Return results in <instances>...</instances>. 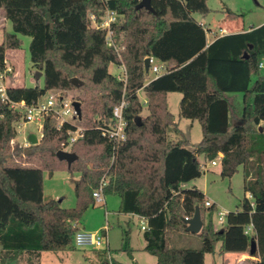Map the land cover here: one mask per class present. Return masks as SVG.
<instances>
[{
  "label": "trees",
  "instance_id": "1",
  "mask_svg": "<svg viewBox=\"0 0 264 264\" xmlns=\"http://www.w3.org/2000/svg\"><path fill=\"white\" fill-rule=\"evenodd\" d=\"M139 2L0 0V10L13 27L0 45V74L7 70L8 52L22 48L23 36L30 38L31 63L44 78L43 88L8 85V101L0 93L1 264L71 249L86 213L97 204L93 194L104 178L103 197L120 198L118 213L147 221L145 251L158 264H205L218 246L221 256L250 254L253 239L258 250L252 257L264 264V129L259 127L264 122V76L258 69L264 57V25L208 45L207 31L196 19L209 14L208 0H151L156 14L136 10ZM108 12L119 16L111 27L114 43L124 47L119 55L107 45V30L96 29L91 19L95 16L101 23ZM227 14L233 21L243 17L231 10ZM147 58L167 69L148 83ZM122 63L126 85L110 73L112 65ZM74 78L84 83L80 89L71 85ZM66 90L83 93L81 122L87 130L70 149L78 160L69 168L57 158L74 127L66 123L58 129L53 117L45 120L39 144L16 148L13 157L10 143L22 115L10 102L31 106L49 92ZM140 91L148 100L144 117ZM173 93L182 95L180 116L201 125L198 145L184 136L170 111L168 97ZM123 95L128 104L127 141L114 148L99 128L111 123ZM136 117H142L141 127ZM172 134L177 139H171ZM220 154L223 179L242 168L245 197L218 229L213 221L217 206L207 207L201 191L183 185L202 177L201 156L213 162ZM12 158L36 159L39 165H18ZM64 170L80 174L74 182L76 205L70 209L44 196V172L52 176ZM197 207L204 222L201 248H171L172 237L186 233L184 219L192 218ZM251 226L253 234L247 235ZM119 251L132 257L125 230ZM96 253L102 264H109L107 251Z\"/></svg>",
  "mask_w": 264,
  "mask_h": 264
},
{
  "label": "rangeland",
  "instance_id": "2",
  "mask_svg": "<svg viewBox=\"0 0 264 264\" xmlns=\"http://www.w3.org/2000/svg\"><path fill=\"white\" fill-rule=\"evenodd\" d=\"M208 7L210 9L209 14L204 18L208 27L212 33L220 34L221 30H225L229 23H234L241 29L248 30L250 27L258 26L264 23V0H208ZM227 10H231L237 14H242V18L233 21L229 18ZM236 22V23H235ZM13 33L12 23L5 20V16L2 10H0V45L4 41V33ZM22 40V48L17 51L8 52L7 60L8 65L12 68L13 73L9 76L8 85L19 88H33L36 86L44 87V78H38V71L35 69L30 60L29 46L31 40L29 37L20 36ZM214 39V36H212ZM119 52L124 50L123 46L118 47ZM154 66L162 68L161 62L154 60ZM110 73L116 76L120 73V70L114 65L110 67ZM161 70L160 74H163ZM158 74L150 71L146 75L147 83L154 80ZM56 92V91H54ZM74 94L78 102H83V93L80 90H66L58 91ZM138 96L142 101L144 112L142 116L147 115L148 100L143 92H139ZM45 99V98H44ZM182 95L178 93L170 94L168 97L169 108L174 115L176 123H179L180 130L184 133V136L190 141L192 145H198L202 138V128L199 122H193L191 120L183 119L180 116ZM145 102V103H144ZM82 104V103H81ZM83 110V109H82ZM142 118V117H141ZM41 123H26L19 127L18 123L15 124L17 137L10 143V153L15 157L16 148L27 149L30 147L25 146V141L28 140L30 135H35L39 141L42 137ZM83 126L81 122L79 124ZM260 129H264V124L259 125ZM257 128V126H256ZM171 139H177L173 134ZM192 148V147H191ZM69 151V150H67ZM14 162L22 166H35L39 165L36 159H31L27 162L25 158L18 159L12 158ZM202 166H206L203 170L202 177L188 184H184V189H197L201 191L206 200L217 206V211L213 217L215 228H220L222 224L219 223V212H234L240 208L241 201L245 197L244 176L242 168L231 179H223L220 175V166H212L211 162L206 161L203 156L199 159ZM80 178V174L74 172L70 174L68 171H57L52 176L47 171L44 172V196L47 202L57 201L61 202V207L70 209L76 205V195L74 191V182ZM107 205L103 206L102 203H97L95 207L90 208L86 213L82 222L83 227H95V229L89 231L91 233H100L102 230L109 226L108 240L109 250L111 249L117 261L126 264L129 261L127 254L119 251L122 229L118 226H127L122 217H119L118 209L120 206V198L118 196L105 197ZM252 201V199H250ZM118 214V215H117ZM118 218L122 221L118 224ZM131 227L133 241L138 242L140 240L143 243V239L139 238L141 234V221L137 218L126 219ZM102 226H105L101 229ZM97 229H100L96 231ZM80 230V229H79ZM124 230H128L124 228ZM123 230V231H124ZM251 235L253 233H250ZM202 246V239L200 235H194L191 233H179L172 237L170 247L174 249H200ZM118 250V251H117ZM99 250H78L72 244V248L64 252L59 253H42L40 257H30L24 255L16 260L13 264H98V260L92 261L93 257H97L102 261L99 255L96 253ZM102 251V250H101ZM145 255H139L141 264H157L155 257H151L146 253ZM145 256V258H143ZM240 254L232 253L230 258L239 259ZM214 256L209 255L208 263L213 264ZM257 260V259H256ZM107 261L110 263V255L107 254ZM258 261V260H257ZM257 261L253 259L248 260L246 264H256ZM229 263V261H226ZM1 264V260H0ZM102 264V263H101Z\"/></svg>",
  "mask_w": 264,
  "mask_h": 264
},
{
  "label": "built area",
  "instance_id": "3",
  "mask_svg": "<svg viewBox=\"0 0 264 264\" xmlns=\"http://www.w3.org/2000/svg\"><path fill=\"white\" fill-rule=\"evenodd\" d=\"M94 27L98 30H107V38L106 42L110 48H114V50L119 55V49L114 43L113 32L111 27L114 23H116L119 19V16L116 12H108L106 16L102 19V22L99 23L95 16L91 17ZM154 60L151 58L150 61V71L155 74L160 75L161 70L166 72V67L162 64V68L154 66ZM120 73L116 75L118 81L123 82L125 85L127 83V70L124 64L116 66ZM258 69L261 74L264 76V57L260 60ZM149 71V73H150ZM13 73L12 68L8 65L5 73L0 74V93L3 101H8L7 96V87H8V79L9 76ZM157 75V76H158ZM45 98V99H44ZM78 102L75 98L74 94L66 93V92H49L47 95L42 97L36 104L27 105L25 102L14 103L10 102V108L13 111H17L22 115V119L18 122V126L21 127L26 123H41V134L43 133L44 122L47 118L53 117L56 120V127L61 129L64 124H70L74 128L68 131L69 140L66 144H63L62 151L71 152V147L83 139L85 136L86 128L80 126L79 124L82 121L78 117L77 111L74 107V103ZM145 103V102H144ZM127 101L125 100V96L123 95L122 100L119 105H117L113 110V115L111 119V123L100 127V131L102 136L109 140L115 146L122 144L127 141V120L125 118V110L127 108ZM30 145L29 140L25 141V146L28 147ZM69 150V151H67ZM223 156L220 154L219 157L211 162L212 166H218L221 163V158ZM115 155L112 158L114 161ZM203 170L206 169V166H202ZM107 185V179L104 178L99 186V188L94 192L93 197L96 203H105V198L103 197V189ZM248 199H252L250 195ZM213 204L209 201L206 202L207 207H211ZM254 205V204H252ZM228 213L227 212H219V223L223 224L226 220ZM187 220L190 218H186ZM142 227L141 229L145 231L148 229L147 221L145 219H141ZM253 227H249L246 231L247 235H251ZM73 245L78 250H99V251H107L109 253V240H108V227H105L100 233H91L84 230H79L74 236Z\"/></svg>",
  "mask_w": 264,
  "mask_h": 264
},
{
  "label": "crops",
  "instance_id": "4",
  "mask_svg": "<svg viewBox=\"0 0 264 264\" xmlns=\"http://www.w3.org/2000/svg\"><path fill=\"white\" fill-rule=\"evenodd\" d=\"M196 19H197V21H198L199 23H201V24L204 26V28H205L206 31H207V44H208V45L212 44V43H213L217 38H219V37L228 36V35H233V34H238V33H242V32H248V31H250L252 28H258V27H261V26L264 25V23H263V24L258 25V26H256V27L252 26V27H250V29L245 30V29H241V28H239L237 25H234V23H229L228 26H227V28H226L225 30H221V31H220V34H215V33H212V32H211L210 28L208 27L207 22L204 20L203 17L196 16ZM235 21H237V20H235ZM235 23H236V22H235ZM212 36H214V39H212ZM238 99H239V102H240L241 99H242V96L240 95ZM260 124H264V122H262V123H260ZM219 166H220V165H219ZM249 196H250V194H247V195H246L247 198H248ZM61 201H62V200H61ZM106 205H107V201H106V199H105V203L103 204V206H106ZM117 215H118V214H117ZM119 217H122V219H125L123 222L127 225V226H118V227L120 228V230L122 229V231H121V232H122V239H121V243H120L119 250L122 248V243H123V232H124L123 230H124V228H126V229H128V230H125V231L129 232V234H130V248L132 249V257H130V256L128 255V253H125V252H121V253L127 254V257L129 258V261H128V263H126V264H141L142 261H141V259L138 258L139 255H145V254H143V253L148 254V253L145 251L146 242H145L144 237H143L144 231L141 229V234L138 235L139 238H142V239H143V243H141L140 240H139L138 242H136V241L134 242V241H133L132 232H131V227H132V226H129V223L126 222V219L129 220L130 218H133V219H134V218H137V219H139L141 222H142V220H141L138 216H134V215H124V214H119ZM121 221H122V220H121L120 218H118V224H119ZM146 223H147V222H146ZM104 227H105V226H102L101 229L104 228ZM106 227H108V232H109V226H106ZM141 227H142V226H141ZM87 228L89 229V227H83V226H81V227H80V230H84V231L89 232V231L95 229V227H92V228H90L89 231H88ZM98 230H100V229H97L96 231H98ZM109 245H110V243H109ZM219 249H220V246H218L216 254H215V255H212V256L215 257L214 260H213V262H212L213 264H246L247 261L250 260V259H251V260L253 259L254 261H257V260H258L257 258H254V257H252L250 254H246V253H244V254L237 253V254H240V255H241V257H240L239 259H232V258H230V254H232V253H227V254H225L224 256H221V255L219 254ZM111 251H112V250L110 249V250H109V253H108V254L110 255V263H111V264H123V263H121V262H119V261L116 260L114 254H113ZM117 251H118V250H117ZM233 254H234V253H233ZM148 255H150V254H148ZM151 257H153V256H151ZM208 257H209V255L206 256L205 264L208 263ZM143 258H145V256H143ZM256 259H257V260H256ZM94 260H98L97 263H98V264H101V261H100L99 258H97V257H93L92 261H94ZM156 260H157V259H156ZM226 261H229V263H227ZM157 264H158V263H157Z\"/></svg>",
  "mask_w": 264,
  "mask_h": 264
},
{
  "label": "water",
  "instance_id": "5",
  "mask_svg": "<svg viewBox=\"0 0 264 264\" xmlns=\"http://www.w3.org/2000/svg\"><path fill=\"white\" fill-rule=\"evenodd\" d=\"M140 9H146L149 12L156 14L154 9L152 8L151 0H140L139 4L136 6V10H140ZM245 57H246V59L248 58L247 55ZM150 61H151V58H147L145 60V73H146V75L149 74V71H150ZM37 76H38V78H40L43 76V73L38 72ZM70 83L76 89H80L84 85V83L81 82L77 78L71 79ZM74 107L77 111L78 117L81 119L83 117V115H82V104L80 102H75ZM135 124L137 127H141L142 126V118L136 117L135 118ZM28 140H29L30 146L38 145L40 142L39 139L35 135H30ZM57 158L61 162H64V161L67 162L69 168L71 167V165L75 161L78 160V156L76 154L71 153V152H65L62 150L57 153ZM184 222L187 225L186 233H191L194 235L201 234L202 229L204 227V222L202 220L200 207L196 208L195 214L192 218H190L188 220L184 219ZM257 250H258L257 242L253 239L251 241L250 255L253 256L257 252Z\"/></svg>",
  "mask_w": 264,
  "mask_h": 264
}]
</instances>
